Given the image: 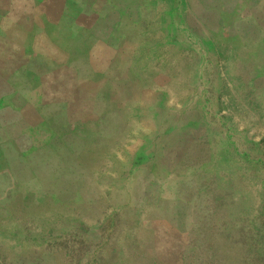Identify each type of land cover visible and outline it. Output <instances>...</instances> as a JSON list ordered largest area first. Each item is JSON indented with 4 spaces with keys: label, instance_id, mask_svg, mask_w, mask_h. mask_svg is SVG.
<instances>
[{
    "label": "crops",
    "instance_id": "0c3cea01",
    "mask_svg": "<svg viewBox=\"0 0 264 264\" xmlns=\"http://www.w3.org/2000/svg\"><path fill=\"white\" fill-rule=\"evenodd\" d=\"M5 18L13 34H92L91 39L104 34L107 46L112 24L124 31L155 22L161 46L155 47V84L138 96L134 127L121 110L128 103L120 94L121 82L110 79L103 80L108 89L99 114L74 117L81 93L73 85L71 94L57 96L58 102L72 104L71 110L58 112L62 119L58 114L55 122L28 117L22 124L0 123V142L5 136L13 152L12 160L1 158L0 143V223L20 222L41 232L49 215L61 217L65 210L84 205L92 210L104 198L111 216L87 233V241L80 240L89 246L90 235L112 229L122 216L145 221L148 214H169V207L172 216L181 207L192 208L195 200L219 187L223 166L250 163L249 149L239 147L244 129L240 131L237 120L263 131L264 0H0V25ZM12 27L1 26L0 34H11ZM195 55L199 61L193 95ZM30 65L24 64L23 72L33 77ZM88 95L95 101L98 96ZM47 100L48 95L43 102ZM4 113L0 111V120ZM30 113L8 112L20 118ZM49 124L51 131L45 132ZM48 151H53L51 158ZM113 162L126 166L120 176L108 172ZM40 237L48 239L49 232ZM51 238V245L58 246L64 237L56 233ZM22 239L33 241L35 236ZM100 242L99 249H105ZM92 243L85 264L94 261L97 244ZM50 252L62 264H80L73 250ZM38 257L37 262H44V255Z\"/></svg>",
    "mask_w": 264,
    "mask_h": 264
},
{
    "label": "rangeland",
    "instance_id": "374dc122",
    "mask_svg": "<svg viewBox=\"0 0 264 264\" xmlns=\"http://www.w3.org/2000/svg\"><path fill=\"white\" fill-rule=\"evenodd\" d=\"M5 20L0 27H12ZM13 33L12 27L11 34H0V111H5L1 115V126L19 121L22 124L28 117L33 122L40 118L44 122H55L56 116L61 114L62 119L64 116L58 112L71 110L72 104L58 102L57 96L71 94L73 85L81 93L76 108L79 115L75 113L74 117H86L90 111L99 114L104 110L102 99L108 89L104 79L121 82L120 94L126 95L128 102L121 110L129 126L136 125L138 96L143 89L155 84V47L161 46L156 43L155 34L160 33L155 22H145L138 29L128 27L124 31L120 26L114 29L112 24L111 34H106L107 41L111 42L108 46L103 42L104 34H97L99 39H91L92 34ZM50 38L55 42L50 43ZM198 61L195 55L191 71L193 95L197 89L194 67ZM24 64H31L33 77L23 72ZM185 75L187 77L188 73ZM88 94H97L96 101L89 99ZM47 95L48 100L43 102ZM23 104L30 108H24ZM12 110L32 115L20 118L8 114ZM237 121L240 131L244 129V133L238 135L239 147L249 149L250 163L237 168L223 166L226 172L218 180L219 187L195 200L192 208L181 207L180 214L172 216V207H169V214H148L143 216L145 221L122 216L112 229L90 235L89 246L85 241L82 243V239L87 241V233L103 226L111 216V207L104 198L97 199L92 210L84 205L75 211L65 210L61 217L49 215L47 223L40 226L41 232L31 230L33 225L26 229L20 222L0 223L1 263L62 264L58 257H50L51 253L56 255L50 251L62 249L63 253L73 250L74 258L85 264L87 249L91 252L95 240L97 248L91 264H264V128L261 131L251 122ZM50 126L45 132L51 131ZM15 129H11L12 133ZM34 133L37 138L42 135L38 129ZM1 137V147L4 146L1 158L12 160L13 152L4 143L5 136ZM47 155L51 158L53 151H48ZM125 170L126 166L120 162H113L108 168L113 177ZM83 192L86 194L85 190ZM48 232L49 238L41 241L40 236ZM8 233L32 235L35 239L25 241L22 236L15 239ZM56 233L64 237L58 246L51 245L55 242L51 235ZM101 239L105 242L104 251L98 247ZM41 255L44 262H37Z\"/></svg>",
    "mask_w": 264,
    "mask_h": 264
}]
</instances>
